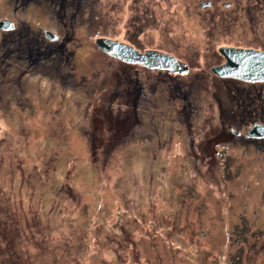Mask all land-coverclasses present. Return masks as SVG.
Returning <instances> with one entry per match:
<instances>
[{"label":"rangeland","instance_id":"1","mask_svg":"<svg viewBox=\"0 0 264 264\" xmlns=\"http://www.w3.org/2000/svg\"><path fill=\"white\" fill-rule=\"evenodd\" d=\"M199 1L0 0V19L67 49L61 66L23 60L0 30V264H264V136H212L264 120V82L254 104L211 70L219 46L264 49V0Z\"/></svg>","mask_w":264,"mask_h":264},{"label":"water","instance_id":"2","mask_svg":"<svg viewBox=\"0 0 264 264\" xmlns=\"http://www.w3.org/2000/svg\"><path fill=\"white\" fill-rule=\"evenodd\" d=\"M209 1L201 2L200 6H208ZM14 27L8 19H0V29L10 30ZM46 36L54 39L57 35L45 31ZM95 44L102 50L129 62L140 63L149 67L168 68L172 71L186 70V63L180 61L169 52L158 49L140 51L132 44L106 36H97ZM218 50L224 55L225 61L211 66V70L221 77H232L248 82L264 81V49L250 46L222 45ZM248 136H264V123H253L248 129Z\"/></svg>","mask_w":264,"mask_h":264},{"label":"trees","instance_id":"3","mask_svg":"<svg viewBox=\"0 0 264 264\" xmlns=\"http://www.w3.org/2000/svg\"><path fill=\"white\" fill-rule=\"evenodd\" d=\"M19 1L25 2L26 0H19ZM28 1L29 0H27V2ZM56 1H58L60 6L63 7V5L72 6L73 4L72 2L74 0H56ZM81 3L82 1L78 2L79 5ZM78 10H79L78 8L74 9L73 12L76 14L78 13ZM40 33L41 31L39 30L35 35L33 33L31 35H27L25 31L22 32L21 30L18 29V27H16L15 29L10 31H4L2 33V38L4 41L7 42V45L10 46L9 51L11 53L15 52V54L23 58V60L25 58L35 57L37 61L43 63L45 66H47V64H50L52 62H56L58 65L61 66V63H65L63 58H65L66 56L65 50L67 49H65L63 43L58 42V40L57 41L50 40L45 36L40 35ZM64 37L67 38L66 36ZM13 38L15 40H13ZM40 43H42V45H40ZM247 83L252 85V94L246 102H252L254 104H257L258 99L261 98L260 97L261 92L258 89L255 90L256 87L255 85H257L256 83H250V82ZM262 96L264 99V94H262Z\"/></svg>","mask_w":264,"mask_h":264},{"label":"flooded vegetation","instance_id":"4","mask_svg":"<svg viewBox=\"0 0 264 264\" xmlns=\"http://www.w3.org/2000/svg\"><path fill=\"white\" fill-rule=\"evenodd\" d=\"M200 3L202 2V0H200L199 1ZM210 5H211V2H210ZM40 35H42V36H45V34H44V31H41V33H40ZM46 37V36H45ZM48 38V37H47ZM63 39H65V37L63 36ZM13 40H15L14 38H13ZM55 41H57V40H55ZM58 42H61V41H58ZM61 43H63V42H61ZM40 45H42V43H40ZM133 80H135V82H139V76H137V78L136 79H133ZM129 83H131V80H129ZM142 88V87H141ZM137 93H139V91H136L135 93H134V95H135V97H137ZM257 94V93H256ZM250 114H253V113H250ZM115 119V118H114ZM116 121H118V122H123V121H127V118H125V117H122V118H116L115 119ZM249 119H248V117L247 116H244V118L242 117V118H239V123H232V124H236L235 126L237 127L236 128V132H238V133H236V134H239V135H241V137H242V135H243V137L244 136H246V131L245 132H243V134H242V132L240 131V129L238 128V127H243V122H249L248 121ZM264 120H262L261 122H263ZM250 124H253L254 122H249ZM230 126H232V125H230ZM225 133H227L228 135H231L232 133H234V131L233 130H231L230 132H228L227 130H220V131H217L215 134H213L212 136H220V135H225Z\"/></svg>","mask_w":264,"mask_h":264},{"label":"clouds","instance_id":"5","mask_svg":"<svg viewBox=\"0 0 264 264\" xmlns=\"http://www.w3.org/2000/svg\"><path fill=\"white\" fill-rule=\"evenodd\" d=\"M11 21V20H10ZM13 22V21H12ZM13 25H14V27L12 28V29H10V30H13V29H15V24H14V22H13ZM1 30V29H0ZM10 30H1V31H10ZM53 32V31H52ZM56 35H57V37L56 38H54V39H51V38H49L48 37V39H50V40H58L59 38H58V34L56 33V32H54ZM65 36V35H64ZM46 38H47V36H46ZM262 82H264V81H261L260 83H262ZM262 121V120H261ZM260 121V123H264V121L263 122H261Z\"/></svg>","mask_w":264,"mask_h":264}]
</instances>
